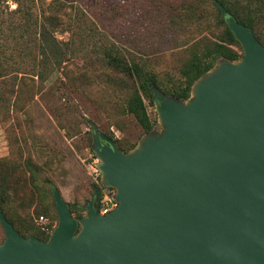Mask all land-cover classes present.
Here are the masks:
<instances>
[{
  "label": "water",
  "instance_id": "95a60500",
  "mask_svg": "<svg viewBox=\"0 0 264 264\" xmlns=\"http://www.w3.org/2000/svg\"><path fill=\"white\" fill-rule=\"evenodd\" d=\"M242 47L179 100L151 87L160 134L128 152L93 133L106 214L72 216L52 190L58 223L25 238L0 209V264H264V46L219 5ZM96 191V198L98 197Z\"/></svg>",
  "mask_w": 264,
  "mask_h": 264
},
{
  "label": "trees",
  "instance_id": "16d2710c",
  "mask_svg": "<svg viewBox=\"0 0 264 264\" xmlns=\"http://www.w3.org/2000/svg\"><path fill=\"white\" fill-rule=\"evenodd\" d=\"M8 2L15 8L10 10ZM117 3L120 8L128 4L133 6V3L138 7L136 13L127 16L133 25L127 26L122 40L123 53L106 44L105 39H110L105 28L107 9L113 4L108 0H0V31L4 28L1 20L9 17L14 53L27 67L21 72L23 74L19 71L6 74L0 70V83L8 86L2 96L4 109L13 97L15 82L17 86H39L55 72L72 65L76 56L86 50L84 44L76 45V38L82 36L92 42L90 54L94 56L89 57L96 58L101 70L99 76L125 93L122 112L131 115L146 135L158 126L157 118L150 117L147 111L146 103L154 104L152 86L185 101L190 97L194 83L219 60L233 62L241 58L242 47L229 31L219 5L237 22L251 28L264 46V0H117ZM87 8H95L98 14L91 15ZM99 9L103 10L99 12ZM57 33H68V40H59ZM178 38L184 39L186 48L179 52L175 48L169 49L179 43ZM162 46L168 50H163ZM167 52L176 58V76L157 70V63H161ZM63 75L67 77L66 73ZM79 79L85 86L91 85L89 75L84 81L82 75ZM14 94L13 105L17 106L19 98L16 92ZM60 127L64 129L62 125ZM118 147L128 152L134 146L129 149ZM27 166L29 181L35 185L38 167L32 162H27ZM18 180L21 181L19 176L12 178L8 172L0 174V209L21 236L46 241L49 232L33 230L29 222L20 217L14 220L5 211L10 190ZM47 182L50 183L49 179ZM68 205L76 217H81L86 210Z\"/></svg>",
  "mask_w": 264,
  "mask_h": 264
},
{
  "label": "rangeland",
  "instance_id": "374dc122",
  "mask_svg": "<svg viewBox=\"0 0 264 264\" xmlns=\"http://www.w3.org/2000/svg\"><path fill=\"white\" fill-rule=\"evenodd\" d=\"M108 1L113 4L107 9L110 16H106L105 28L108 31H105L110 39L107 38L109 42L105 39L106 44L122 52L124 47L121 43L124 42L122 40L127 26L133 25L127 16L136 13L138 7L133 3V6L128 4L120 8L117 0ZM7 4L10 10L15 8L11 2ZM95 10L87 8L91 15L98 14ZM1 24L4 28L0 31V70L6 74L12 71L25 72L26 64L21 63L22 59L14 53L10 18L4 17ZM56 37L66 41L69 34L57 33ZM178 40L179 43L169 49L175 48L178 52L184 50L187 46L184 45V39ZM75 41L76 45L84 44L87 47L76 56L72 65H67L64 71L55 72L45 84L39 86H17L15 82L11 89L13 99H9L6 109L2 96L8 86L7 83H0V174L8 172L12 178H21L10 190L5 211L10 218H23L33 230L49 232V235L58 223L52 197L54 188L59 190L64 201L70 205L85 208L92 202L100 211L105 196L114 203L113 208L117 205L115 189H105L101 178L93 175L92 166L98 162L92 150L94 131L97 129L125 149L132 145L136 147L145 136L134 118L122 112L125 93L105 83L99 76L101 70L96 58L89 57L94 56L90 54L91 40L79 36ZM161 48L165 50L167 47ZM168 52L163 55L161 63H157V70L161 74L176 76V58ZM150 68H153L152 65ZM81 75L82 81L90 76V86L81 82ZM15 92L19 98L17 106L13 105ZM146 104L150 117L157 118L154 104ZM162 130L158 124L154 133L160 134ZM27 162L38 167L35 185L29 181ZM97 190L99 193L96 198ZM81 214L84 217L86 210ZM41 215L47 219V224L38 223ZM72 216L76 217L75 214ZM3 240L4 232L0 226V243Z\"/></svg>",
  "mask_w": 264,
  "mask_h": 264
},
{
  "label": "built area",
  "instance_id": "2783aa9c",
  "mask_svg": "<svg viewBox=\"0 0 264 264\" xmlns=\"http://www.w3.org/2000/svg\"><path fill=\"white\" fill-rule=\"evenodd\" d=\"M96 163L93 164L92 171H93V175H95L96 178H99L100 177V173L97 170V168L95 167ZM105 189H108V188H105ZM113 206H114V203H112L110 201V199L107 196H105V198H104V200L102 202V208L100 209L99 212L102 213V214H105V213L109 212L113 208ZM38 223L40 225H43V224L45 225V224H47V219L44 216L41 215L38 218Z\"/></svg>",
  "mask_w": 264,
  "mask_h": 264
}]
</instances>
